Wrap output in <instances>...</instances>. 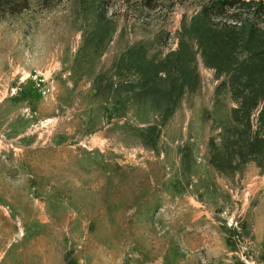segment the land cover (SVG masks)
Segmentation results:
<instances>
[{"label": "rangeland", "instance_id": "374dc122", "mask_svg": "<svg viewBox=\"0 0 264 264\" xmlns=\"http://www.w3.org/2000/svg\"><path fill=\"white\" fill-rule=\"evenodd\" d=\"M261 72L264 0H0V264H264Z\"/></svg>", "mask_w": 264, "mask_h": 264}, {"label": "trees", "instance_id": "16d2710c", "mask_svg": "<svg viewBox=\"0 0 264 264\" xmlns=\"http://www.w3.org/2000/svg\"><path fill=\"white\" fill-rule=\"evenodd\" d=\"M218 27L219 26H214L213 24L211 25V29L213 31L217 30ZM225 29H232L236 31L237 27L226 25ZM131 53H132L131 50L124 53L120 59V62L122 63L127 62V59L131 56L130 55ZM142 60H144L145 62L148 61L146 54L144 57L142 56ZM188 68H189L188 70L189 72L187 74H183L181 77L178 76L177 78L173 80L175 84L169 90H165V89L163 90L159 88L157 86V83L155 82L147 85L146 87H143L147 97L150 99V96H149L150 91L157 89L160 92L162 91V93H164V95L170 100V102L173 101L174 103V100H175V103H176L178 98H180L188 88H195L198 85V82H199L198 74L196 73V71L190 70V66H188ZM159 72H162V70ZM244 75L245 77H243V80L246 83L245 87L241 91L235 90L239 98L240 104L236 108V111H235L236 114L234 115H235V118L238 120L239 115H237V113L239 112L245 113V115L248 118L247 124L250 126L252 122V114L254 110L257 109L260 106V104L264 102V72L256 73V74H248V75L244 74ZM237 88L239 87L236 86V89ZM161 108L164 113V118L167 119L171 114H173L175 110V105H165L164 107H161ZM255 138H259V137L256 136ZM257 140L258 139H255V141ZM255 145L256 143L251 142L247 146V148H251ZM240 152L242 155L245 153L242 150H240Z\"/></svg>", "mask_w": 264, "mask_h": 264}]
</instances>
